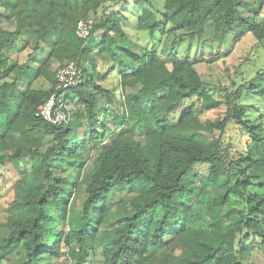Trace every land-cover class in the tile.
Returning a JSON list of instances; mask_svg holds the SVG:
<instances>
[{
	"label": "trees",
	"instance_id": "16d2710c",
	"mask_svg": "<svg viewBox=\"0 0 264 264\" xmlns=\"http://www.w3.org/2000/svg\"><path fill=\"white\" fill-rule=\"evenodd\" d=\"M124 2L0 0V168L18 174L0 264H260L264 109L251 115L241 100L264 99V69L218 97L189 51L219 57L225 42L264 40V1L133 0L145 43L125 11L108 12ZM54 61L75 62L81 81L59 91ZM42 77L49 89L34 87ZM57 92L70 113L60 125L37 115Z\"/></svg>",
	"mask_w": 264,
	"mask_h": 264
},
{
	"label": "rangeland",
	"instance_id": "374dc122",
	"mask_svg": "<svg viewBox=\"0 0 264 264\" xmlns=\"http://www.w3.org/2000/svg\"><path fill=\"white\" fill-rule=\"evenodd\" d=\"M133 0H126V2L121 4L112 5L108 10V12H118L120 9L125 11V13L131 18L130 24L127 27V31L138 41L142 40L143 43L148 42V39L145 35L136 29V11L132 8L131 3ZM264 0H246V5L253 6L254 4L261 3ZM108 2L103 4L100 8V11L106 9V5ZM264 4V2H263ZM246 8V7H243ZM258 20L264 19V6L262 12L256 15ZM3 25L9 29H13L14 25L4 22ZM140 36V38H139ZM97 39V37H96ZM223 48V52L228 51L227 55H221L218 57L215 53L208 52L207 55L204 54V48H201L200 45H194L190 48L189 54L190 58L194 61L195 67L202 79L206 81L211 90L214 93L221 97L223 91L219 89L220 87H230L232 85L233 79L237 82H243L247 79L253 77L258 71L264 69V40L259 41L253 35V33H249L244 36L242 39L236 41L234 44L229 45V41L225 42ZM188 49L187 45H182L180 51L185 52ZM42 53H40L37 57L38 60L42 58ZM25 57L22 56L21 59ZM212 58V59H211ZM36 59V58H35ZM63 64V63H62ZM59 61L52 62L51 69L56 71L61 65ZM85 67H90V63L85 60ZM170 66V65H169ZM106 86H109L108 82H103ZM50 82L48 79L39 78L35 81L34 87L38 89H49ZM241 104L249 109L251 115H255L253 107H260L264 109V99L260 98L256 94L247 93L243 99L241 100ZM115 109L121 112L124 108L122 101H118L117 103H113L112 105ZM218 116L216 111H208L203 113L200 117L202 120L205 119H215ZM112 125V122L110 123ZM231 135V132L227 133L226 138ZM92 150L95 149V146H89ZM1 154V151H0ZM95 157V150L92 151V155L88 158L87 167L91 168L93 164V159ZM208 166L206 165H198L197 170L201 172H206ZM18 178V174L14 172V167L11 163H7V166L4 165L0 168V221L5 220L8 215V187H11L15 180ZM258 260L260 264H264V256L258 254ZM263 260V261H262ZM62 262L71 263L67 260L66 257H62ZM73 264V263H71Z\"/></svg>",
	"mask_w": 264,
	"mask_h": 264
},
{
	"label": "built area",
	"instance_id": "2783aa9c",
	"mask_svg": "<svg viewBox=\"0 0 264 264\" xmlns=\"http://www.w3.org/2000/svg\"><path fill=\"white\" fill-rule=\"evenodd\" d=\"M93 26V19H81L78 22L76 33L79 37L86 38L90 35ZM81 73V68L73 61L59 67L57 69L58 85L56 88L60 91L77 85L81 81ZM37 115L52 124L67 123L70 120L69 105L63 95L57 92L49 97Z\"/></svg>",
	"mask_w": 264,
	"mask_h": 264
}]
</instances>
